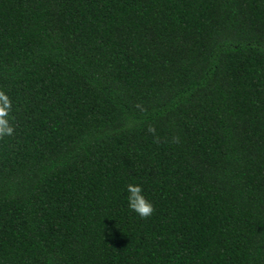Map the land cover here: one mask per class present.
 Wrapping results in <instances>:
<instances>
[{"label":"trees","instance_id":"trees-1","mask_svg":"<svg viewBox=\"0 0 264 264\" xmlns=\"http://www.w3.org/2000/svg\"><path fill=\"white\" fill-rule=\"evenodd\" d=\"M0 91V264H264V0H0Z\"/></svg>","mask_w":264,"mask_h":264},{"label":"clouds","instance_id":"clouds-1","mask_svg":"<svg viewBox=\"0 0 264 264\" xmlns=\"http://www.w3.org/2000/svg\"><path fill=\"white\" fill-rule=\"evenodd\" d=\"M12 102L9 96L0 91V138L10 137L14 133V124L10 115ZM151 131V129H150ZM126 192L127 208L141 219L150 217L153 213V205L144 195L139 183H128L124 188Z\"/></svg>","mask_w":264,"mask_h":264}]
</instances>
